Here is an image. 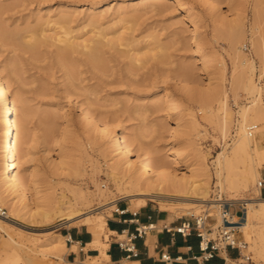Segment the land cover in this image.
Listing matches in <instances>:
<instances>
[{"label": "rangeland", "instance_id": "rangeland-1", "mask_svg": "<svg viewBox=\"0 0 264 264\" xmlns=\"http://www.w3.org/2000/svg\"><path fill=\"white\" fill-rule=\"evenodd\" d=\"M112 1L114 0H0L3 7L0 22L13 31L22 29L28 23L34 24L37 17H47L49 14L57 17L64 11L73 17V28L76 30L88 24L90 14L101 19L103 27H108L118 20L116 17L120 6H112ZM179 1L184 5L195 6L199 15L187 12L179 3L172 4L168 0H162L165 8L161 12L152 7L144 8L137 12L140 18L128 24L134 30L136 39L154 44L153 36H156L160 44L167 46L169 58L165 63H160L157 57L151 56L145 64L139 63L137 68L129 70V61L121 54L113 52L112 57L107 55L109 64L103 75L92 69L86 63L85 57L77 55V91L70 86L56 47L42 49L41 56L35 59L31 53L23 52L0 40V64L11 62V68L16 71L19 79L16 87L21 88L31 106L29 128L33 147L32 161L28 168L35 174L37 184L44 193L57 197L62 193L70 196L69 188L76 185L88 191H96L94 180L98 178L104 191L114 192L110 200L117 199V204H122V208L137 212L150 205L165 212L171 220L179 218L196 222L200 218H208L205 225L212 229L210 238L216 239L224 223H221L223 221L218 213L207 217L216 210H209L206 203L197 207L190 201L175 200L176 197L169 193H164L161 200L147 201L145 205H140L144 200L137 197L133 201L123 198L115 182L107 177V144L104 139H101V144H93L95 134L91 133L85 118L84 109L91 108L112 126L124 127L126 135L139 138L137 147L148 158L160 157L161 162H167L169 170L179 177L195 168L196 150L201 147L209 153L208 163L213 173L211 202L216 203L222 199L224 206H232V214L238 212L239 217L242 216L241 204L230 201L232 191L221 193L216 186L217 178L212 162L226 144L233 142L240 105L255 104L253 108L257 121L256 130L264 134V0H218V3L211 0ZM135 3L138 5V1ZM122 6L125 7L124 4ZM195 26L199 27L205 46L214 59L212 64L204 65L194 52L192 33ZM90 30L92 27H87L84 33H89ZM245 63L253 65V77ZM184 66L192 71L193 76L187 77L184 74ZM250 78L259 87L261 95H254L247 90ZM181 79L206 91L218 89L221 93L228 92V108L235 121L230 126L227 139L222 134L224 114L220 113L211 122L205 121L206 111L180 89ZM165 89L173 94L179 115L187 125L192 119L191 116L201 122V137H197L199 131L190 126L185 129V133L178 135L177 144L171 143L173 120L168 114L166 99L159 94ZM91 103L95 106L90 107ZM157 103L162 104L159 111L152 109ZM218 106L214 103L212 109L218 110ZM254 134L259 136L258 133ZM179 148L183 149V156L178 163L167 158ZM256 161L261 165L259 185L262 189L264 154L257 156ZM254 191L251 188L243 192V195L262 199V194L257 196ZM30 197L34 206V194L30 193ZM105 203L107 202L94 199L89 207L82 210L90 212L95 218L100 215L101 207ZM223 207L219 208L220 212H223ZM113 213L115 210L105 212L108 218ZM245 219L246 215L241 223ZM40 221L35 218L17 221L15 227L11 226L12 233L45 238L55 234L64 235L67 229L83 226L84 223L80 220L68 224L65 217H58L50 224ZM20 228L28 232H23ZM90 232L92 233L91 230ZM236 237L240 242H246L238 230ZM95 238L102 239L94 236ZM119 239L124 241L127 237ZM88 249L90 248L87 247L86 251ZM76 250L78 252V247ZM242 252L241 261L233 264H245L248 257L252 260L250 263L255 264L254 252L247 249ZM48 259L49 264H58L54 258ZM105 260L100 257L93 261L104 263Z\"/></svg>", "mask_w": 264, "mask_h": 264}, {"label": "bare ground", "instance_id": "bare-ground-1", "mask_svg": "<svg viewBox=\"0 0 264 264\" xmlns=\"http://www.w3.org/2000/svg\"><path fill=\"white\" fill-rule=\"evenodd\" d=\"M137 1L138 5H135ZM168 1L172 4L179 3L187 12L199 15L192 4L184 5L179 0ZM112 6H120L116 17L118 20L108 27H103L101 19L90 14L87 19L88 24L76 30L73 28V17L70 13L62 11L57 17L50 14L47 17H37L34 24L28 23L22 29L13 31L0 22V40L23 52L31 53L35 59L41 56L42 49L56 47L57 56L65 66L70 86L76 91L79 89L75 83L78 80L77 55L85 57L86 63L103 75L109 64L107 55L112 57L115 52L129 61V70L137 68L139 63L145 64L151 56L157 57L160 63H165L169 58L166 52L167 46L160 44L156 36H153L154 44L136 39L134 30L128 25L140 18L137 12L144 8L152 7L155 11L161 12L165 8L162 0H124L122 2L114 0ZM2 11L3 7L0 5V14ZM87 27H92V30L85 34L84 30ZM192 34L194 52L204 65L212 64L214 59L205 46L199 27L195 26ZM245 64L253 77V65ZM183 71L187 77L192 75V71L187 66L183 67ZM179 82L180 89L186 96L206 111L205 121L211 122L220 113L224 114L222 134L227 139L230 126L235 121L228 108V92L221 93L218 89L206 91L182 79ZM17 84H19L18 75L12 70L11 62L0 64V211L8 210L5 217H0V264H49V257L57 260L58 264H62L69 252H77V245L68 247L66 237L61 234L45 238L23 233L14 235L11 226L15 227L17 221L27 218L40 219V222L44 224H50L58 217H65L68 224L82 220L83 226L89 227L94 236L102 237L101 240L95 238L87 246L100 252L99 257L92 259L97 260L103 257L109 260L107 251L110 231L105 212L118 210V200H110L114 192L104 191L98 178H94L96 191H88L76 185L68 187L70 196L62 193L60 197H57L41 190L35 174L28 168V164L32 161L33 147L29 128L32 116L31 106L21 88L16 87ZM246 88L254 95H261L259 87L251 78ZM159 94L166 99L168 114L173 120L170 130L171 143L177 144L178 135L185 133L187 127L191 126L198 131L203 127L194 116H191L189 125L184 122L179 115L177 101L171 92L165 89ZM214 103L219 105L218 110L212 109ZM254 105H240L237 111L238 119L235 121L236 135L232 136L233 142L226 144L214 157L212 165L217 178L216 186L220 192L232 191L230 201L241 204L246 211L244 223L239 224V219L235 215L230 218L232 224L246 240L241 242L242 248L254 252L255 264H264V198H247L244 196L246 194L243 195V192L251 188H254L257 196L261 195L259 185L261 165L257 163L256 157L264 154V134L256 130L255 133L259 135L256 137L249 131L250 128L256 127L257 122L254 118ZM91 106L95 104L91 103ZM152 109L159 111L162 109V104L157 103ZM84 111L90 131L95 134L93 144H101V139H104L107 144L105 148L109 168L107 177L115 182L123 198L131 201L140 198L144 200L140 205H145L147 201H159L164 193H169L176 197L175 200L190 201L197 207L204 203L208 204L209 210L215 209L216 212L209 213L207 217L218 213L223 221V212H220L219 208L224 206V201L219 199L216 203H212L210 200L213 173L208 163L209 153H206L204 149L198 147L196 150L195 168L185 176L179 177L169 170L167 162H161L160 157L148 158L147 154L137 147L139 138L126 135L124 127L112 126L91 108ZM198 133L197 137H201V131ZM182 156L183 149L179 148L167 158L178 163ZM30 193L35 196L34 206L31 203ZM94 199L107 202L102 205L100 215L95 218L90 215V212L82 210L89 207ZM23 232L28 231L23 230Z\"/></svg>", "mask_w": 264, "mask_h": 264}, {"label": "crops", "instance_id": "crops-1", "mask_svg": "<svg viewBox=\"0 0 264 264\" xmlns=\"http://www.w3.org/2000/svg\"><path fill=\"white\" fill-rule=\"evenodd\" d=\"M261 194L264 197V187L261 189ZM122 207V204H117L120 211L125 210L124 215L115 211L107 219L110 231L107 252L110 258L105 260L104 264H233L242 259L238 250L221 248L215 253L214 259L204 261L200 259L201 239L197 232H193L189 237L174 232L185 220L179 218L171 220L165 212L150 205L137 211V217H134V211ZM150 225H154L156 229L147 231L145 235L133 241L138 255L129 258L128 252L119 246L121 242L119 238L127 237L129 239L132 234H137L139 228ZM79 227L67 229L63 235L72 237L73 243L67 244L68 247L75 244L78 247V252H71L65 256V264H80L85 259L100 256V252L97 250L88 249L86 251L87 246L93 242L94 236L86 226ZM163 254H168L171 261L163 260Z\"/></svg>", "mask_w": 264, "mask_h": 264}, {"label": "built area", "instance_id": "built-area-1", "mask_svg": "<svg viewBox=\"0 0 264 264\" xmlns=\"http://www.w3.org/2000/svg\"><path fill=\"white\" fill-rule=\"evenodd\" d=\"M250 133L254 134L256 131V127L250 128ZM262 187H264V180H262ZM231 205L223 207V223L224 226L220 228V231L218 233V237L216 239L210 238L212 235L211 231L212 229H209L206 225L205 222L208 218H200L196 220V222H191V221H185L179 228H176L174 230L175 233L181 234L184 237H189L193 234V232H197L199 238L201 239V255L200 259L204 261H210L215 258V253L218 252L221 248L227 249H235L238 250L241 258H243V253H242V245L241 242L238 240L236 237L237 233V227H235L232 224V221L230 218L235 215L239 218V224L241 223V220H243V216L245 215V210L243 207L241 208V217H239L238 212L235 214H232L231 211ZM118 213L121 215H124L126 212L125 210L120 211V209L117 210ZM7 215V210L3 209L0 211V217H5ZM138 216V212L134 213V217ZM156 227L154 225H150L148 227H141L137 230V234H132L129 239L121 241L119 243V246L121 249L124 251L128 252L129 258L131 257H137V251L133 245V241L137 239L138 237H141L146 234L147 231L150 230H155ZM166 230H169L168 228H165ZM66 242L67 244H72L73 240L71 236L66 237ZM90 259V258H88ZM85 259L83 260L80 264H104L103 262H94L93 260H88ZM162 259L165 260L166 262L171 261V258L168 254H163ZM251 258H247V263L245 264H251L250 263Z\"/></svg>", "mask_w": 264, "mask_h": 264}]
</instances>
